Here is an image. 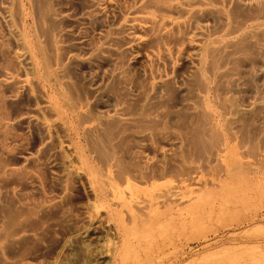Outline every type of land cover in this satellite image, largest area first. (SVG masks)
<instances>
[{"label":"rangeland","instance_id":"1","mask_svg":"<svg viewBox=\"0 0 264 264\" xmlns=\"http://www.w3.org/2000/svg\"><path fill=\"white\" fill-rule=\"evenodd\" d=\"M0 264H264V0H0Z\"/></svg>","mask_w":264,"mask_h":264},{"label":"bare ground","instance_id":"2","mask_svg":"<svg viewBox=\"0 0 264 264\" xmlns=\"http://www.w3.org/2000/svg\"><path fill=\"white\" fill-rule=\"evenodd\" d=\"M128 179H129V178L126 179V181H127L126 184H127V185L131 184V182H130L131 180H128ZM128 182H129V183H128ZM131 185H132V184H131ZM152 185H153V184H152ZM155 185H156V184H155ZM165 185H166V184H165ZM158 186H160V185L158 184ZM126 187H127V186H126ZM129 187H130V185H129ZM134 187H135V186H134ZM153 187H154V185H153ZM164 187H165V186H164ZM167 187H168V186H167ZM169 187H171V186H169ZM130 188H132V186H131ZM136 188H137V187H136ZM151 189H152V188H151ZM164 190H165V189H164ZM167 190H168V189H167ZM131 191H132V190H131ZM187 191H188V190H187ZM168 192H169V191H168ZM191 192H192V191H191ZM163 193H164V192H163ZM169 193H170V192H169ZM169 193H168V194H169ZM172 193H173V192H172ZM168 194L166 193V196H164L165 199H166V197L169 198V195H168ZM175 194H176V193H175ZM188 194H189V193H188ZM164 195H165V194H164ZM167 195H168V196H167ZM170 195H171V194H170ZM173 195H174V193H173ZM121 197H123V195H122ZM131 197H132V196H131ZM124 198H125V196H124ZM168 198H167V200H168ZM127 199L129 200L128 197H127ZM169 199H170V198H169ZM122 200H123V202H124V203H123V202H122V203L126 205V203H125L126 199H122ZM128 200H127V202H128ZM135 200H136V199H135ZM169 201H170V200H169ZM145 202H146V201H145ZM163 202H164V201H163ZM168 203L170 204V202H168ZM128 204H129V202H128ZM155 204H156V203H155ZM161 204H162V203H161ZM165 204H166L165 206L168 205L166 202H165ZM133 205H134V204H133ZM158 205H159V204H158ZM158 205H157V206H158ZM172 206H173L172 203H171V205H168V206H167V210H171V211L174 210V209H172ZM132 207H133V206H132ZM132 207H129V206H128V208L131 209V210H132ZM147 207H148V206H147ZM159 207H160V206H159ZM159 207H158V208H159ZM134 208H135V207H134ZM150 208H151V206L148 208V210H150ZM155 208H156V207L151 208V209H153V211H155V210H154ZM176 208H177V207H175V211H177ZM135 209H136V208H135ZM135 209H133V210H135ZM127 210H128V209H127ZM164 210H165V209H163V211H164ZM167 210L164 211V212L167 213ZM163 211H159V213L162 212L161 214H164ZM171 211H170V214H171V215H174V214H172L173 211H172V213H171ZM168 212H169V211H168ZM157 213H158V212H157ZM175 214H177V212H176ZM165 215H166V214H164V215H162V216H165ZM155 216H156V219H158L159 216L157 217L156 214H155ZM167 216H168V213H167ZM161 220H162V218H161ZM150 224H151V223H150ZM107 240H108V239H107ZM108 242H109V241H108Z\"/></svg>","mask_w":264,"mask_h":264}]
</instances>
